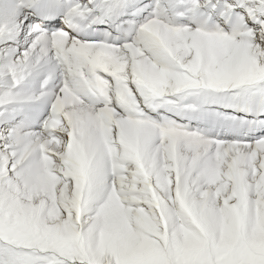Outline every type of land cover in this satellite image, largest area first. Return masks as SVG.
I'll return each mask as SVG.
<instances>
[{"label":"snow or ice","instance_id":"6c2138e0","mask_svg":"<svg viewBox=\"0 0 264 264\" xmlns=\"http://www.w3.org/2000/svg\"><path fill=\"white\" fill-rule=\"evenodd\" d=\"M0 264H264V0H0Z\"/></svg>","mask_w":264,"mask_h":264}]
</instances>
